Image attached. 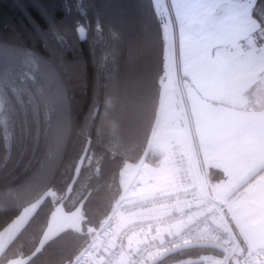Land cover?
Listing matches in <instances>:
<instances>
[{
  "label": "trees",
  "instance_id": "1",
  "mask_svg": "<svg viewBox=\"0 0 264 264\" xmlns=\"http://www.w3.org/2000/svg\"><path fill=\"white\" fill-rule=\"evenodd\" d=\"M251 14L263 34L264 0ZM163 76L153 0H0V232L40 201L0 264L73 262L120 197L121 169L144 155ZM59 204L81 209V228L39 246ZM206 254L225 257L193 248L158 264Z\"/></svg>",
  "mask_w": 264,
  "mask_h": 264
},
{
  "label": "crops",
  "instance_id": "2",
  "mask_svg": "<svg viewBox=\"0 0 264 264\" xmlns=\"http://www.w3.org/2000/svg\"><path fill=\"white\" fill-rule=\"evenodd\" d=\"M254 2L169 0L170 14L166 0H158V7L168 17L163 24L159 16L164 38L161 80L171 53L176 65L170 86L177 94L181 92L184 135L181 139L171 137L175 126L172 115L177 109L168 110L161 81L157 114L144 155L121 169V195L101 226L123 219V202L160 192L174 175L170 141H175L191 158L193 171L205 189L207 185V196L223 207L220 221L233 233L227 258L264 254V40H260L259 24L251 14ZM166 210L178 209L164 208L160 213ZM185 223L170 227L163 236L168 238ZM157 233L152 230L133 237L125 245L126 251L136 250L148 236L160 238Z\"/></svg>",
  "mask_w": 264,
  "mask_h": 264
},
{
  "label": "built area",
  "instance_id": "3",
  "mask_svg": "<svg viewBox=\"0 0 264 264\" xmlns=\"http://www.w3.org/2000/svg\"><path fill=\"white\" fill-rule=\"evenodd\" d=\"M175 166L157 195L141 200H127L120 206L123 219L110 221L98 228L94 236L71 264H146L152 257L173 246L195 241L213 240L229 246L233 233L221 223L223 207L213 202L199 177L193 171L191 158L170 141ZM177 208L176 212L164 208ZM153 215L152 218L147 216ZM186 223L168 238L163 232ZM156 230L162 236L142 239L136 250L125 245L135 236ZM241 264H264V254L254 252L240 256Z\"/></svg>",
  "mask_w": 264,
  "mask_h": 264
},
{
  "label": "rangeland",
  "instance_id": "4",
  "mask_svg": "<svg viewBox=\"0 0 264 264\" xmlns=\"http://www.w3.org/2000/svg\"><path fill=\"white\" fill-rule=\"evenodd\" d=\"M155 2H156L155 9H156L158 16L161 17L163 24L167 23L168 17L166 16V13L164 12V10H161L158 7V0H155ZM259 36L264 40V33L259 34ZM175 65H176L175 56L172 55L171 53H168L166 75L164 79L161 81H162L163 90L165 91L163 100L165 103L169 105L168 110L172 112L174 111L175 107L177 109L176 111L173 112V115H172V119L174 120L175 126L173 127L171 137L174 139H181L182 136L184 135L183 131L185 128V123L183 120L181 106L179 105V103H183L182 102L183 99L182 97H180L181 92H180V95L177 94L174 89H171V86H170L171 74L174 73ZM162 117L164 116L162 115ZM39 202L40 201H37L29 205L25 209H23L20 215L17 218H15V220L11 222L2 232H0V253L6 247L14 231L17 229L15 233L17 234L18 231L24 226V224L30 218V216L34 213ZM81 220H82V214H81V209L79 207L73 210L72 212H66L60 204L57 205L54 212L51 215L48 227L45 230L40 240L39 246L43 245L45 242H47L49 239H51L52 237H54L56 234H58L59 232L63 230H66V229L80 230ZM214 258L215 260H213ZM192 261L194 260L189 259L186 262L189 263ZM195 261L202 262L203 264H228L229 258H227V256L220 257V256H215L213 254H206V255L201 256L199 259ZM20 262L24 263L25 259L16 258L13 261L8 262V264H21Z\"/></svg>",
  "mask_w": 264,
  "mask_h": 264
},
{
  "label": "water",
  "instance_id": "5",
  "mask_svg": "<svg viewBox=\"0 0 264 264\" xmlns=\"http://www.w3.org/2000/svg\"><path fill=\"white\" fill-rule=\"evenodd\" d=\"M206 189H207V185H206ZM193 248L213 249L215 251L222 253L224 256L229 255V249L225 244H222L220 242L213 241V240H195V241L182 243V244L173 246L165 251H162L158 253L157 255H155L154 257H152L146 264H158L173 254H176L183 250H188V249H193ZM231 263L241 264L240 257H236V256L232 257Z\"/></svg>",
  "mask_w": 264,
  "mask_h": 264
},
{
  "label": "bare ground",
  "instance_id": "6",
  "mask_svg": "<svg viewBox=\"0 0 264 264\" xmlns=\"http://www.w3.org/2000/svg\"><path fill=\"white\" fill-rule=\"evenodd\" d=\"M77 257V256H76ZM74 261V260H73Z\"/></svg>",
  "mask_w": 264,
  "mask_h": 264
}]
</instances>
